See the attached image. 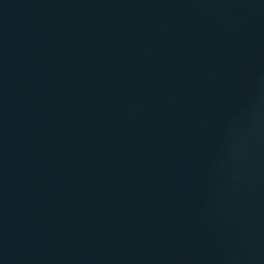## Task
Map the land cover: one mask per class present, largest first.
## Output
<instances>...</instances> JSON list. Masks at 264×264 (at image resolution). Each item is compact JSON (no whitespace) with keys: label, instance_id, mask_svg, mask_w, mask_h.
Segmentation results:
<instances>
[{"label":"water","instance_id":"1","mask_svg":"<svg viewBox=\"0 0 264 264\" xmlns=\"http://www.w3.org/2000/svg\"><path fill=\"white\" fill-rule=\"evenodd\" d=\"M2 264H264V0H0Z\"/></svg>","mask_w":264,"mask_h":264}]
</instances>
